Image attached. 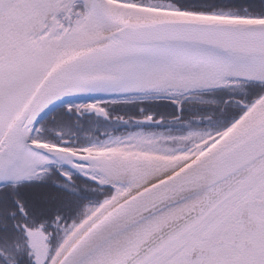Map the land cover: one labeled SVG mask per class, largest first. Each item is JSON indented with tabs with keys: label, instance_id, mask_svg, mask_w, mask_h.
Wrapping results in <instances>:
<instances>
[{
	"label": "snow or ice",
	"instance_id": "6c2138e0",
	"mask_svg": "<svg viewBox=\"0 0 264 264\" xmlns=\"http://www.w3.org/2000/svg\"><path fill=\"white\" fill-rule=\"evenodd\" d=\"M0 264H264V0H0Z\"/></svg>",
	"mask_w": 264,
	"mask_h": 264
}]
</instances>
